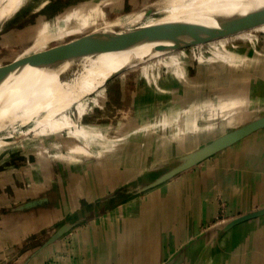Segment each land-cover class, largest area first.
<instances>
[{
	"label": "crops",
	"instance_id": "crops-1",
	"mask_svg": "<svg viewBox=\"0 0 264 264\" xmlns=\"http://www.w3.org/2000/svg\"><path fill=\"white\" fill-rule=\"evenodd\" d=\"M241 37L130 67L97 120L76 105L0 150V264H264V216L230 226L264 208V128L178 172L264 115V42Z\"/></svg>",
	"mask_w": 264,
	"mask_h": 264
},
{
	"label": "bare ground",
	"instance_id": "bare-ground-1",
	"mask_svg": "<svg viewBox=\"0 0 264 264\" xmlns=\"http://www.w3.org/2000/svg\"><path fill=\"white\" fill-rule=\"evenodd\" d=\"M253 7L261 12L251 25L264 28V0H155L125 18L105 22L84 38L51 51L46 56L66 57L56 65L17 74L4 70L0 73V133L25 126L42 112L55 114L61 108L71 107L128 63L149 58L153 46L168 35ZM147 13H152V17L143 20ZM123 19L140 24L123 30ZM88 52L93 54L78 60L70 58ZM6 144H1L0 150Z\"/></svg>",
	"mask_w": 264,
	"mask_h": 264
},
{
	"label": "rangeland",
	"instance_id": "rangeland-1",
	"mask_svg": "<svg viewBox=\"0 0 264 264\" xmlns=\"http://www.w3.org/2000/svg\"><path fill=\"white\" fill-rule=\"evenodd\" d=\"M153 1L155 0H0V13L3 11L5 13L0 14V71L3 69L1 71L3 72L8 67L46 55L53 49L82 39L103 23L125 18ZM43 2L46 4L43 5ZM150 17L152 13L144 14L143 20H148ZM123 20L125 21L123 30L135 28L140 24L127 22V19ZM257 27L259 26H251L229 36L236 35L239 38L250 34L253 41L263 43L264 28ZM141 64L135 66L138 67ZM102 88L104 85L81 97L69 108H61L55 114L42 112L23 127L1 132L0 145L8 142L7 147L17 148L31 142L32 146L40 147L39 138L43 135L39 130L52 127L55 120H60L69 113L73 114L76 105L79 116L88 111L90 119L99 117V109L103 104L90 107V105L86 106L85 102L99 94ZM65 125L75 128L73 119L62 121V126Z\"/></svg>",
	"mask_w": 264,
	"mask_h": 264
},
{
	"label": "water",
	"instance_id": "water-1",
	"mask_svg": "<svg viewBox=\"0 0 264 264\" xmlns=\"http://www.w3.org/2000/svg\"><path fill=\"white\" fill-rule=\"evenodd\" d=\"M260 12H261L260 8L253 7L245 11H241L237 14H233L227 17L220 18L217 21L199 26L195 29H192V30H189L183 33H174V34L168 35L163 41L158 42L157 44L153 46L152 55L149 58H146L145 60H142V61H135V62L128 63L124 68L117 70L116 72L111 74L105 80L103 85H105L110 79H112L116 75L120 74L126 69L133 67L137 64H141L151 59L174 53L184 48L202 44V43H205L207 41H210V40H213L219 37L239 33L240 31L251 27L252 26L251 24L257 18ZM89 54H93V52L83 53L78 56L70 57V58H74L78 60L85 56H89ZM46 55L37 57L35 59H32L30 61L18 64V65L8 67V73L17 74V73H20L22 71L32 69V68H44V67L48 68L66 59L65 56H46ZM261 128H264V115L217 138L212 143L208 144L207 146L202 148L199 152L194 154L185 164H183L179 168L178 172L191 168L192 166L196 165L200 161L224 150L228 146L234 144L240 139L245 138L246 136L256 132L257 130ZM261 216H264V208H261L259 210H255L247 214H243V215L236 217L230 222V226L236 225L238 223H242L249 219L261 217Z\"/></svg>",
	"mask_w": 264,
	"mask_h": 264
}]
</instances>
